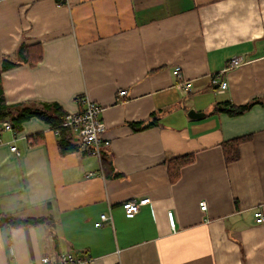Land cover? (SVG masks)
Segmentation results:
<instances>
[{"label": "crops", "instance_id": "obj_1", "mask_svg": "<svg viewBox=\"0 0 264 264\" xmlns=\"http://www.w3.org/2000/svg\"><path fill=\"white\" fill-rule=\"evenodd\" d=\"M36 45L38 63L2 73L6 102L70 114L88 97L104 108L111 144L99 156L68 127L64 150L39 117L19 130L0 120V214L46 218L0 226V264L60 252L79 264H264L254 214L264 213V0H0V59L21 62L20 48ZM234 57L241 64L227 69ZM250 102L241 115L226 110ZM241 136L250 139L228 164L223 143ZM193 153L172 182L169 161ZM147 197L125 214V201ZM103 213L113 223L97 226Z\"/></svg>", "mask_w": 264, "mask_h": 264}, {"label": "trees", "instance_id": "obj_2", "mask_svg": "<svg viewBox=\"0 0 264 264\" xmlns=\"http://www.w3.org/2000/svg\"><path fill=\"white\" fill-rule=\"evenodd\" d=\"M21 62H16L9 56L0 59V120H11L16 130L22 128L25 121L32 117H39L54 128L59 129L61 134V146L64 150H70L73 146L68 140V127L62 126L67 112L58 103H43L41 105H32L28 103L8 104L5 99L4 89L2 86V73L10 68L19 66L23 63L35 65L42 59V49L38 45L34 47H23L19 50ZM254 102L244 105L231 104L227 112L231 115H241L248 111ZM54 111L53 113H50ZM250 139V136H241L223 143L225 160L229 164L240 157V144ZM35 143V142H33ZM195 155L187 154L173 158L168 163L169 177L172 182L177 181L181 175V169L192 163ZM46 221L44 217H21L13 214H0V226L21 227L25 225H36Z\"/></svg>", "mask_w": 264, "mask_h": 264}, {"label": "built area", "instance_id": "obj_3", "mask_svg": "<svg viewBox=\"0 0 264 264\" xmlns=\"http://www.w3.org/2000/svg\"><path fill=\"white\" fill-rule=\"evenodd\" d=\"M59 3L66 2L69 3V0H57ZM242 62V59L239 57L232 58L227 69L235 68L239 66ZM174 73L178 78L182 80L178 83V87L187 91L190 90L193 86L192 81L186 80L182 73L181 67L177 66L174 69ZM217 75L213 78L214 83H218ZM228 87V81H221L220 90L224 91ZM126 94L125 90L119 92V96H124ZM82 102L85 106L78 113H70L65 116V120L62 123L64 127H70L75 131L79 136L82 145L86 148L92 147L94 152L97 155H101L102 147L109 146L111 144L110 139L105 137L106 125L101 119V112L104 110L103 106L97 103L96 101L91 100L88 97L82 98ZM6 129H12L9 122L3 123ZM12 151L17 155H20L21 152L16 146L12 147ZM150 198H143L140 200L130 199L123 203V208L125 214L128 216L135 215L141 209V207L150 202ZM200 207L202 210L207 209L206 201L200 202ZM255 217L258 223L264 222V213L261 210L255 211ZM169 222L172 228H175V219L173 212L168 213ZM105 222L113 223V217L111 213H103L101 215V220L96 223L97 226L103 225ZM42 262L45 264H79L85 262L82 257L74 255L72 252H60L56 256L51 257L49 255L42 257Z\"/></svg>", "mask_w": 264, "mask_h": 264}, {"label": "water", "instance_id": "obj_4", "mask_svg": "<svg viewBox=\"0 0 264 264\" xmlns=\"http://www.w3.org/2000/svg\"><path fill=\"white\" fill-rule=\"evenodd\" d=\"M204 115H205L204 112H198V111H195L193 109L189 112V116H191L192 118H199V117H202Z\"/></svg>", "mask_w": 264, "mask_h": 264}]
</instances>
